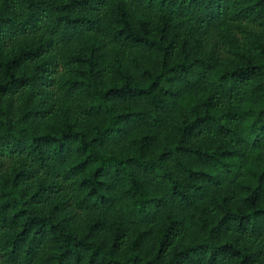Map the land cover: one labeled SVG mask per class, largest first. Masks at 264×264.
I'll return each instance as SVG.
<instances>
[{
  "label": "trees",
  "instance_id": "1",
  "mask_svg": "<svg viewBox=\"0 0 264 264\" xmlns=\"http://www.w3.org/2000/svg\"><path fill=\"white\" fill-rule=\"evenodd\" d=\"M0 264H264V0H0Z\"/></svg>",
  "mask_w": 264,
  "mask_h": 264
}]
</instances>
